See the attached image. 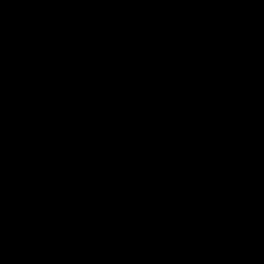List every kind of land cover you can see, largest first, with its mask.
Listing matches in <instances>:
<instances>
[{"label":"water","instance_id":"1","mask_svg":"<svg viewBox=\"0 0 264 264\" xmlns=\"http://www.w3.org/2000/svg\"><path fill=\"white\" fill-rule=\"evenodd\" d=\"M0 264H264V0H0Z\"/></svg>","mask_w":264,"mask_h":264}]
</instances>
